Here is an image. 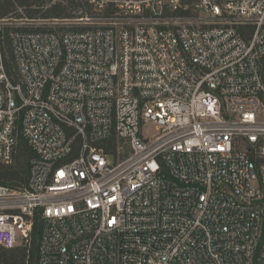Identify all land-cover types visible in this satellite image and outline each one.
<instances>
[{"label":"built area","instance_id":"1","mask_svg":"<svg viewBox=\"0 0 264 264\" xmlns=\"http://www.w3.org/2000/svg\"><path fill=\"white\" fill-rule=\"evenodd\" d=\"M76 2L14 25L15 78L0 34V162L20 120L36 154L0 253L41 224L38 264H264V0Z\"/></svg>","mask_w":264,"mask_h":264},{"label":"trees","instance_id":"2","mask_svg":"<svg viewBox=\"0 0 264 264\" xmlns=\"http://www.w3.org/2000/svg\"><path fill=\"white\" fill-rule=\"evenodd\" d=\"M76 6V0H65L63 2L56 0H0V21L14 16L18 19L29 20L67 19L72 17V11ZM42 29L53 30L49 28H32L33 31H41ZM17 30L24 31L27 29L15 26L0 28L3 47L8 55L6 59L7 71L14 78L16 62L11 43V33ZM111 149H113V144L108 150ZM35 156V152L21 132L20 120L15 161L9 166L0 162V184L12 189L25 188L30 180L32 160ZM40 232L41 224L35 228L29 264H38ZM26 261V253L22 249L3 250L0 253V264H26Z\"/></svg>","mask_w":264,"mask_h":264},{"label":"rangeland","instance_id":"3","mask_svg":"<svg viewBox=\"0 0 264 264\" xmlns=\"http://www.w3.org/2000/svg\"><path fill=\"white\" fill-rule=\"evenodd\" d=\"M22 20L23 19H18V18H16V16H14V17L8 19L7 22H0V28H2L4 26L20 25ZM35 27H42V26H41V24H36ZM143 134L146 137H150V138L155 137L157 135L155 125H153L152 123L146 124V126L143 130Z\"/></svg>","mask_w":264,"mask_h":264}]
</instances>
